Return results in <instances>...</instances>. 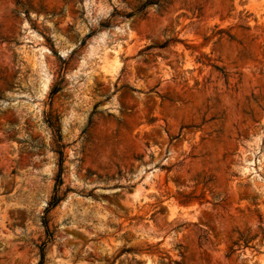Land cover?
I'll return each instance as SVG.
<instances>
[{"label":"rangeland","instance_id":"374dc122","mask_svg":"<svg viewBox=\"0 0 264 264\" xmlns=\"http://www.w3.org/2000/svg\"><path fill=\"white\" fill-rule=\"evenodd\" d=\"M43 252L264 264V0H0V264Z\"/></svg>","mask_w":264,"mask_h":264},{"label":"trees","instance_id":"16d2710c","mask_svg":"<svg viewBox=\"0 0 264 264\" xmlns=\"http://www.w3.org/2000/svg\"><path fill=\"white\" fill-rule=\"evenodd\" d=\"M55 201H56V198L54 197V199H53V201H52V203H51V205H53L54 203H55ZM41 260H40V263L39 264H42L43 263V261H44V258H45V254H44V252L41 254Z\"/></svg>","mask_w":264,"mask_h":264}]
</instances>
